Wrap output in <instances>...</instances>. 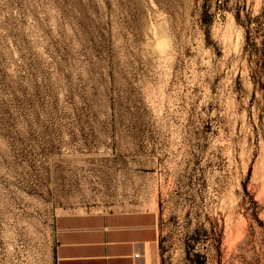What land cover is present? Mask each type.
<instances>
[{
	"label": "rangeland",
	"instance_id": "rangeland-1",
	"mask_svg": "<svg viewBox=\"0 0 264 264\" xmlns=\"http://www.w3.org/2000/svg\"><path fill=\"white\" fill-rule=\"evenodd\" d=\"M125 213L149 261L264 264V0H0V264Z\"/></svg>",
	"mask_w": 264,
	"mask_h": 264
},
{
	"label": "crops",
	"instance_id": "crops-1",
	"mask_svg": "<svg viewBox=\"0 0 264 264\" xmlns=\"http://www.w3.org/2000/svg\"><path fill=\"white\" fill-rule=\"evenodd\" d=\"M158 244L157 220L140 213L65 214L55 224V264H161L146 258Z\"/></svg>",
	"mask_w": 264,
	"mask_h": 264
},
{
	"label": "built area",
	"instance_id": "built-area-1",
	"mask_svg": "<svg viewBox=\"0 0 264 264\" xmlns=\"http://www.w3.org/2000/svg\"><path fill=\"white\" fill-rule=\"evenodd\" d=\"M141 258H143V255L140 254V253H137V254H136V259H141Z\"/></svg>",
	"mask_w": 264,
	"mask_h": 264
}]
</instances>
